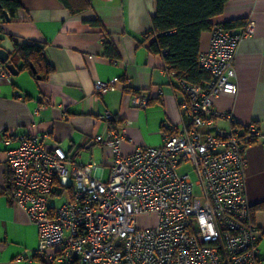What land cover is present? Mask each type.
<instances>
[{"label": "crops", "instance_id": "0c3cea01", "mask_svg": "<svg viewBox=\"0 0 264 264\" xmlns=\"http://www.w3.org/2000/svg\"><path fill=\"white\" fill-rule=\"evenodd\" d=\"M69 1L73 9L82 10L72 14L59 0H20L14 19L0 20V50L9 56L6 64L0 62V264H47L36 255V227L12 202L7 151L17 146L18 137H36L47 148L59 147L78 166L95 162L100 168L96 177L106 182L112 155L96 142L98 136L124 131L121 154L127 156L139 147L161 146V132L186 121L181 113L182 80L168 71L162 53L150 50L155 0ZM250 21L254 33L240 43L233 62L237 94L216 96L212 107L233 120L232 125L217 119L219 129L254 124L258 130L245 151L243 175L259 232V264H264V0H230L210 22L212 28L219 25L240 32ZM209 39L210 31L201 34L199 54ZM15 42L44 46L52 68L46 78L40 80L23 69L14 58ZM8 64L15 75L7 70ZM126 80L130 86H120ZM97 82H115L117 88L97 95ZM132 96L148 97V105L134 107ZM106 111L113 114V121L102 120ZM70 195V188L54 186L50 207L58 208L54 200L62 204Z\"/></svg>", "mask_w": 264, "mask_h": 264}, {"label": "built area", "instance_id": "2783aa9c", "mask_svg": "<svg viewBox=\"0 0 264 264\" xmlns=\"http://www.w3.org/2000/svg\"><path fill=\"white\" fill-rule=\"evenodd\" d=\"M253 33L252 21L240 32L212 28L198 56L208 82H179L186 121L164 129L161 146L123 156L124 131L96 138L112 155L106 182L96 177L95 162L78 166L59 147L47 148L31 136L16 139L7 151L12 202L37 229L39 258L47 264H259V232L243 175L245 151L258 130L254 124L219 129L217 119L233 120L212 107L216 96L237 94L233 62ZM116 85L97 82L95 94L113 92ZM120 86L128 88L130 81ZM148 102L146 96L131 98L138 109ZM102 120L114 116L106 111ZM185 167L190 172H179ZM54 186L71 189L56 209L48 200ZM141 216H153L154 226L140 228Z\"/></svg>", "mask_w": 264, "mask_h": 264}, {"label": "trees", "instance_id": "16d2710c", "mask_svg": "<svg viewBox=\"0 0 264 264\" xmlns=\"http://www.w3.org/2000/svg\"><path fill=\"white\" fill-rule=\"evenodd\" d=\"M59 1L72 14L82 10V7L73 9L69 0ZM228 1L155 0V14L148 33L153 38L150 50L164 52L165 65L176 80H186L194 85L208 82L209 76L198 64L200 36L211 31V19L223 12ZM19 8L20 0H0V20H5L6 15L12 21ZM14 44V58L22 63L23 69L40 80L46 78L52 68L45 59L44 46L40 43ZM250 211L252 213V209Z\"/></svg>", "mask_w": 264, "mask_h": 264}, {"label": "rangeland", "instance_id": "374dc122", "mask_svg": "<svg viewBox=\"0 0 264 264\" xmlns=\"http://www.w3.org/2000/svg\"><path fill=\"white\" fill-rule=\"evenodd\" d=\"M179 172H190V168L189 167L182 168L179 170ZM190 175H191V180L194 182L195 181L194 174L191 173ZM195 194H197L196 190H195ZM54 203L57 207L61 205L60 201L54 200ZM136 222L139 224L140 228L145 229V228L153 227L155 219L153 218V216H141L137 218Z\"/></svg>", "mask_w": 264, "mask_h": 264}, {"label": "water", "instance_id": "95a60500", "mask_svg": "<svg viewBox=\"0 0 264 264\" xmlns=\"http://www.w3.org/2000/svg\"><path fill=\"white\" fill-rule=\"evenodd\" d=\"M5 20L6 21L8 20L6 15H5ZM8 58H9L8 54L6 52H4L3 50H0V62H1V64H3V65L6 64L8 61ZM6 68L11 74H13V75L16 74L15 68L12 65L8 64V65H6Z\"/></svg>", "mask_w": 264, "mask_h": 264}]
</instances>
